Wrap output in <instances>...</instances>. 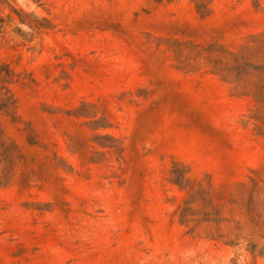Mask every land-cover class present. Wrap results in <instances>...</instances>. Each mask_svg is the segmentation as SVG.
Wrapping results in <instances>:
<instances>
[{"label": "rangeland", "instance_id": "374dc122", "mask_svg": "<svg viewBox=\"0 0 264 264\" xmlns=\"http://www.w3.org/2000/svg\"><path fill=\"white\" fill-rule=\"evenodd\" d=\"M0 264H264V0H0Z\"/></svg>", "mask_w": 264, "mask_h": 264}]
</instances>
